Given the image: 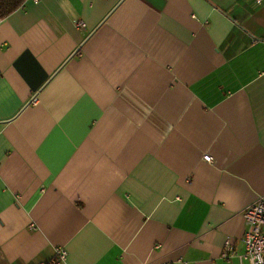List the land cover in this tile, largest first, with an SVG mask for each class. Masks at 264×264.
Wrapping results in <instances>:
<instances>
[{
    "label": "crops",
    "instance_id": "crops-1",
    "mask_svg": "<svg viewBox=\"0 0 264 264\" xmlns=\"http://www.w3.org/2000/svg\"><path fill=\"white\" fill-rule=\"evenodd\" d=\"M260 1L27 0L0 20V264H249Z\"/></svg>",
    "mask_w": 264,
    "mask_h": 264
},
{
    "label": "built area",
    "instance_id": "built-area-1",
    "mask_svg": "<svg viewBox=\"0 0 264 264\" xmlns=\"http://www.w3.org/2000/svg\"><path fill=\"white\" fill-rule=\"evenodd\" d=\"M40 2L41 0H34ZM260 4L261 1L257 0ZM77 27L84 28L85 24L77 23ZM36 98L32 103H36ZM203 160L212 163V157L207 154L203 156ZM245 234L243 238L245 253L240 257L241 260L247 261L249 264H264V196L260 197L255 204L250 206L245 214ZM223 257L226 259L235 255V250L231 242L225 246ZM67 258L65 250H58L57 256L48 264H63Z\"/></svg>",
    "mask_w": 264,
    "mask_h": 264
},
{
    "label": "trees",
    "instance_id": "trees-1",
    "mask_svg": "<svg viewBox=\"0 0 264 264\" xmlns=\"http://www.w3.org/2000/svg\"><path fill=\"white\" fill-rule=\"evenodd\" d=\"M27 0H0V20H4L22 8Z\"/></svg>",
    "mask_w": 264,
    "mask_h": 264
},
{
    "label": "water",
    "instance_id": "water-1",
    "mask_svg": "<svg viewBox=\"0 0 264 264\" xmlns=\"http://www.w3.org/2000/svg\"><path fill=\"white\" fill-rule=\"evenodd\" d=\"M79 52V49L75 52V54L74 55H76L77 53Z\"/></svg>",
    "mask_w": 264,
    "mask_h": 264
}]
</instances>
